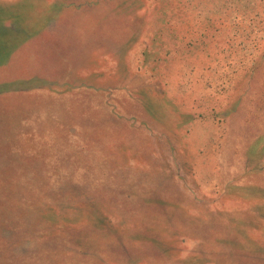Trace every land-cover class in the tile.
Returning <instances> with one entry per match:
<instances>
[{
    "label": "rangeland",
    "instance_id": "rangeland-1",
    "mask_svg": "<svg viewBox=\"0 0 264 264\" xmlns=\"http://www.w3.org/2000/svg\"><path fill=\"white\" fill-rule=\"evenodd\" d=\"M0 264H264V0H0Z\"/></svg>",
    "mask_w": 264,
    "mask_h": 264
}]
</instances>
